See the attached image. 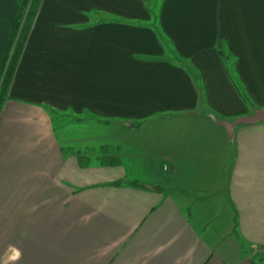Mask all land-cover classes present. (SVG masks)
<instances>
[{
	"label": "crops",
	"instance_id": "obj_1",
	"mask_svg": "<svg viewBox=\"0 0 264 264\" xmlns=\"http://www.w3.org/2000/svg\"><path fill=\"white\" fill-rule=\"evenodd\" d=\"M148 2L41 1L0 111V264H264V120L225 128L264 111V0Z\"/></svg>",
	"mask_w": 264,
	"mask_h": 264
},
{
	"label": "trees",
	"instance_id": "obj_2",
	"mask_svg": "<svg viewBox=\"0 0 264 264\" xmlns=\"http://www.w3.org/2000/svg\"><path fill=\"white\" fill-rule=\"evenodd\" d=\"M41 1L42 0L18 1L17 12L11 25L3 56L0 61V111L3 107V104L8 98V89L12 80L15 67L24 48L25 42L33 25V21L40 7ZM159 1L160 0H158V3ZM149 2L146 4L147 7H149ZM155 2L156 0H153V7L155 6ZM148 10L151 15V19H156L157 12H155L154 14L150 7ZM223 61L227 62L230 60H228V58L223 57ZM242 100L244 101L245 98L242 97ZM104 151L105 150H102V152ZM103 161V164L109 166H117L119 164V161L116 158L106 156L104 153ZM114 185L118 186L120 185V182ZM130 185L137 187L136 183H130Z\"/></svg>",
	"mask_w": 264,
	"mask_h": 264
},
{
	"label": "water",
	"instance_id": "obj_3",
	"mask_svg": "<svg viewBox=\"0 0 264 264\" xmlns=\"http://www.w3.org/2000/svg\"><path fill=\"white\" fill-rule=\"evenodd\" d=\"M262 120H264V111H258L251 117L239 118L231 124H225V128L228 131H231L236 126L251 125V124L257 123Z\"/></svg>",
	"mask_w": 264,
	"mask_h": 264
},
{
	"label": "rangeland",
	"instance_id": "obj_4",
	"mask_svg": "<svg viewBox=\"0 0 264 264\" xmlns=\"http://www.w3.org/2000/svg\"><path fill=\"white\" fill-rule=\"evenodd\" d=\"M150 2H149V7L151 8V10H152V12L155 14V12H157V5H158V0H156V2H155V6L153 7L152 5V2H153V0H149ZM56 122V124H57V126L59 125V124H61V123H59L60 121L58 120V119H56L55 120ZM68 126H70L69 124H68ZM71 127V126H70ZM76 131V130H75ZM132 174H134V175H137V176H140V181H146V179L144 178V176L146 175V174H144V172H142V171H133V172H131Z\"/></svg>",
	"mask_w": 264,
	"mask_h": 264
},
{
	"label": "clouds",
	"instance_id": "obj_5",
	"mask_svg": "<svg viewBox=\"0 0 264 264\" xmlns=\"http://www.w3.org/2000/svg\"><path fill=\"white\" fill-rule=\"evenodd\" d=\"M21 255H22V253L19 250H16L14 257H12V258L18 260V259H20Z\"/></svg>",
	"mask_w": 264,
	"mask_h": 264
}]
</instances>
